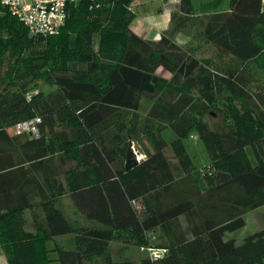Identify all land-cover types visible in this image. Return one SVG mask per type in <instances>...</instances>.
Instances as JSON below:
<instances>
[{
	"label": "trees",
	"instance_id": "obj_1",
	"mask_svg": "<svg viewBox=\"0 0 264 264\" xmlns=\"http://www.w3.org/2000/svg\"><path fill=\"white\" fill-rule=\"evenodd\" d=\"M133 1L70 4L64 25L47 37L30 34L0 5L7 264H50L46 242L65 235L72 247L56 249L61 264H264V228L240 243L226 238L264 207L262 0H228V11L199 18L191 0H179L172 28L157 42L130 30ZM186 28L216 57L176 44L173 35ZM34 118L38 137L11 133ZM168 128L176 136L170 145L162 137ZM192 132L209 158L200 169L182 143ZM133 147L139 161L128 159ZM64 196L95 226L74 227L57 206ZM112 241L165 253L115 262Z\"/></svg>",
	"mask_w": 264,
	"mask_h": 264
},
{
	"label": "crops",
	"instance_id": "obj_2",
	"mask_svg": "<svg viewBox=\"0 0 264 264\" xmlns=\"http://www.w3.org/2000/svg\"><path fill=\"white\" fill-rule=\"evenodd\" d=\"M22 1L29 2V0H22ZM223 1L224 2L219 0L218 2V0H212L211 2L212 5L216 7V8H213L212 11H215V13L228 11V0H223ZM191 2L193 6V1L191 0ZM205 2L208 3L209 0L207 1L205 0ZM130 7L135 16L134 20L130 24V30L138 37L144 40L150 41V42H157L161 38L162 35L168 33L170 29L172 28V16L179 14L180 12L179 0H135L133 1ZM262 8H264V0H262ZM193 13H194L193 14L194 17H200L199 14L197 15L195 12ZM192 30L194 29L186 28L183 31L176 32L173 35L175 43L183 48L186 47L190 43V40L192 39V35H193ZM66 197L71 201V199L68 196H64L60 198L58 202L61 203V200ZM58 208L60 210L62 209L59 206ZM73 208L75 209L74 205H73ZM261 209H264V207L250 211L244 215L245 226L247 225V216L251 217L250 222L253 224L256 218L253 217V215L251 216V214H255V212H259V210ZM61 211L66 217V219L74 227H80V228L86 227L87 228V227L95 226L93 222L86 220L85 217L78 211L74 213L76 216V219H74L73 221H70L68 219V217L66 216L63 210ZM262 214H264V210L261 211V214H260L261 217H262ZM24 216L26 218V229L29 231H33V225L31 221L30 213L25 212ZM84 222L85 224H83ZM259 230H255L254 232L259 231ZM71 237H72L71 235L57 236V237L51 238L50 240L46 242L45 246L49 250V258L51 260L50 264H61L58 261V255H57L56 249L57 248L65 249V248L72 247ZM232 237L233 236L231 234H228L226 236V238H232ZM137 248L138 247L136 246L127 245V244H123V243L116 242V241L115 242L112 241L108 244V252L112 260L115 262L140 261L141 259L144 258V255H142L141 251H139ZM130 249L137 250L138 252L131 251ZM124 257H130V258L126 259ZM120 259H124V260H120ZM0 264H7L6 257L1 248H0Z\"/></svg>",
	"mask_w": 264,
	"mask_h": 264
},
{
	"label": "built area",
	"instance_id": "obj_3",
	"mask_svg": "<svg viewBox=\"0 0 264 264\" xmlns=\"http://www.w3.org/2000/svg\"><path fill=\"white\" fill-rule=\"evenodd\" d=\"M81 1L94 0H0V5L5 7L8 12L16 17L32 35L43 37L55 35L64 25L67 18V6L78 4ZM39 118L21 122L14 125L10 131L14 136L22 133H28L33 137H38ZM135 159L139 161L142 156L137 154L135 148H132ZM139 155V156H138ZM147 257L156 261L163 256L165 250L154 249L150 247H141Z\"/></svg>",
	"mask_w": 264,
	"mask_h": 264
},
{
	"label": "rangeland",
	"instance_id": "obj_4",
	"mask_svg": "<svg viewBox=\"0 0 264 264\" xmlns=\"http://www.w3.org/2000/svg\"><path fill=\"white\" fill-rule=\"evenodd\" d=\"M192 1H193L194 12L197 15L199 14L200 17H202L203 15L212 14L213 12L215 13V11H212L213 8H216L212 5V3H211L212 0H209L208 3H206L205 0H192ZM221 1L224 2L223 0H221ZM218 2H219V0H218ZM220 4H221V2H220ZM197 18H199V17H197ZM199 21L200 20H197L195 27H194L195 29L201 28ZM192 34H193L192 39L190 40L188 47L191 49V52L193 54H195L198 57H204V58L216 57L214 55L215 50L211 46H207L203 42V39H201L197 34H195V30H192ZM157 75H159L163 78H169V74L167 72H165L162 68L157 69ZM193 136L197 137L195 132H192L187 138L183 139L182 143L184 144L186 151L192 160L193 166L196 169H200V168H202L208 164L209 158H208L206 149H205L204 145L202 144V142L198 139V137L196 140L191 139V137H193ZM162 137H163L164 141L167 143V145H170L171 142H173L176 139L174 132L170 128H168L162 132ZM135 151L137 152V154H139V151L137 148H135ZM246 153H247V157H248V160L250 161L251 165L254 166L256 164V161H255L253 154L249 148H247ZM166 154L172 162L175 161L170 148H167ZM139 155L141 156V154H139ZM57 206L62 208L61 210H63L65 212L66 216L68 217V219L70 221H73L74 219H76V216L74 214L76 212V210L73 208L72 202L67 197L63 198L61 200V203L58 202ZM262 210H264V209L259 210V212H255V214H251V216L253 215V217L256 218L254 220L253 224L250 222L251 217L247 216V225L244 228H242V229L234 232L233 234H231L237 240L238 243H240L244 237L250 235L255 230H259V229L261 230V228L264 227V221H262V217L260 215ZM83 224H85V222ZM183 226L185 228L184 223H183ZM137 249L139 251H141V253H142V255H144V257H146L147 253H145L139 247ZM131 251L138 252L137 250H131ZM124 258L129 259L130 257H124ZM120 260H124V259H120Z\"/></svg>",
	"mask_w": 264,
	"mask_h": 264
},
{
	"label": "water",
	"instance_id": "obj_5",
	"mask_svg": "<svg viewBox=\"0 0 264 264\" xmlns=\"http://www.w3.org/2000/svg\"><path fill=\"white\" fill-rule=\"evenodd\" d=\"M132 157H134V154H133V152H130L128 155V159H131Z\"/></svg>",
	"mask_w": 264,
	"mask_h": 264
}]
</instances>
